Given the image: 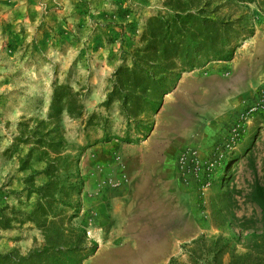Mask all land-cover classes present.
Segmentation results:
<instances>
[{"label": "rangeland", "instance_id": "374dc122", "mask_svg": "<svg viewBox=\"0 0 264 264\" xmlns=\"http://www.w3.org/2000/svg\"><path fill=\"white\" fill-rule=\"evenodd\" d=\"M166 1L0 0V210H33L23 181L42 165L34 152L21 171L29 147L14 140L20 123L47 122L53 85H68L83 105L80 119L63 113L56 130L83 181L73 224L98 246L83 264H241L248 249L264 264L252 199L264 188V0H196L209 18L252 34L230 61L182 74L138 118L150 127L144 136L108 99L149 18L170 14ZM42 242L31 224L0 230L1 253Z\"/></svg>", "mask_w": 264, "mask_h": 264}, {"label": "trees", "instance_id": "16d2710c", "mask_svg": "<svg viewBox=\"0 0 264 264\" xmlns=\"http://www.w3.org/2000/svg\"><path fill=\"white\" fill-rule=\"evenodd\" d=\"M196 0H167L170 14L149 18L141 40L142 48L135 49L131 68H119L114 73V87L109 95L120 102L128 123L134 131L147 136L146 128L138 118L155 112L164 95L176 86L182 74L203 68L211 61H230L235 49L252 30L235 29L230 22L209 18L205 8ZM53 96L47 122L36 124L29 130L26 122L19 124V134L14 148L28 146L25 160H20V170H29V161L37 152L42 169L31 172L23 181L27 199L34 200L30 213L0 210V230L11 229V224H31L43 237L42 245L21 255L14 250L0 252V264H83L94 255L97 243L87 239L86 230L75 226L73 220L81 210L83 181L78 160L65 154L64 143L57 136L60 117L80 119L83 105L80 95L68 85H53ZM47 126V127H46ZM41 127H46L43 131ZM128 143L131 140H127ZM43 183L36 186L35 176ZM252 199L259 207L264 224V188L256 185ZM215 241L213 244H216ZM264 247V241L263 245ZM238 257L241 264H256L253 252ZM170 264H177L171 260Z\"/></svg>", "mask_w": 264, "mask_h": 264}, {"label": "built area", "instance_id": "2783aa9c", "mask_svg": "<svg viewBox=\"0 0 264 264\" xmlns=\"http://www.w3.org/2000/svg\"><path fill=\"white\" fill-rule=\"evenodd\" d=\"M184 160V158H182V161Z\"/></svg>", "mask_w": 264, "mask_h": 264}]
</instances>
